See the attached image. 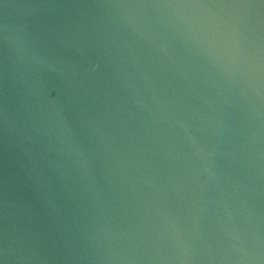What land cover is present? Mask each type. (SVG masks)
I'll list each match as a JSON object with an SVG mask.
<instances>
[{
	"label": "water",
	"instance_id": "95a60500",
	"mask_svg": "<svg viewBox=\"0 0 264 264\" xmlns=\"http://www.w3.org/2000/svg\"><path fill=\"white\" fill-rule=\"evenodd\" d=\"M0 264H264V0H0Z\"/></svg>",
	"mask_w": 264,
	"mask_h": 264
}]
</instances>
